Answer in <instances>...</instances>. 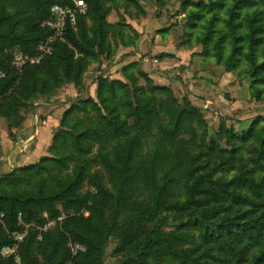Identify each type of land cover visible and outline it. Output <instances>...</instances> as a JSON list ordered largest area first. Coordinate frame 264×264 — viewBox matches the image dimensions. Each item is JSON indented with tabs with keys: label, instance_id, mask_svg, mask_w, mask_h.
<instances>
[{
	"label": "trees",
	"instance_id": "obj_1",
	"mask_svg": "<svg viewBox=\"0 0 264 264\" xmlns=\"http://www.w3.org/2000/svg\"><path fill=\"white\" fill-rule=\"evenodd\" d=\"M83 1L86 14L16 82L5 51L34 53L50 34L41 26L49 8L70 0H0V117L9 130L21 125L29 101L64 85L80 87L99 55L135 45L120 23L107 21L112 8L105 0ZM208 2L187 3L193 4L188 19L211 13L202 26L205 50L215 40L213 56L221 60L226 42L228 66L243 56L248 70L264 74V0ZM136 67H124L125 81L98 77L96 98L65 112L50 155L0 177V264H110V239L113 264H264V125L220 126L208 136L201 108L179 101ZM223 139L231 151L220 146ZM238 146H248V160L235 156ZM94 165L102 174L91 171ZM229 169L235 170L230 179L216 176ZM85 182L95 195L80 192ZM63 213L55 227L40 230ZM164 220L171 230L159 229ZM15 232L26 233L16 249L19 263L1 255L16 244ZM69 242L84 251L73 255Z\"/></svg>",
	"mask_w": 264,
	"mask_h": 264
},
{
	"label": "rangeland",
	"instance_id": "obj_2",
	"mask_svg": "<svg viewBox=\"0 0 264 264\" xmlns=\"http://www.w3.org/2000/svg\"><path fill=\"white\" fill-rule=\"evenodd\" d=\"M73 1L75 0H70V5ZM189 2L209 3L208 0H166L164 6L158 7L156 0H105L104 3L112 8L108 17L110 19H116L114 22H118L122 25L121 27L124 30L125 36H132V38L135 39L134 47L136 50L140 49L141 46V42L139 41L141 35L134 28L136 20L147 18L148 15L153 18H160L164 15L166 22H164L165 19L162 20L161 31H167L170 35H175L177 44L184 47L187 46L196 51L202 62L201 70L198 72L192 70L190 73L188 72V76H186L187 74L183 71H179L174 73V76L172 77L173 83L163 85L160 81L154 78L158 73H163L158 55L151 53V51L138 50V55L131 61L128 58L130 55L123 53V48L125 47L121 45L114 52L108 53L105 51L104 54L102 53L99 55L98 60L89 65L80 87L64 85L63 87L50 92V94L48 93V95L39 96L37 99L29 101L27 108L22 109L20 112L21 116L24 117V120H22L23 122L18 127L9 130L7 122H5L6 120L0 117V134H3L1 133L2 130H7L10 135L9 137L11 138H15L17 134L19 135L21 133V129L25 125L27 119L31 121L30 126L28 127L31 135L27 141L22 142L21 139H13L12 145L14 149H10V151L5 154L0 150V177L4 174L17 171L18 168L38 164L41 162L42 158L49 156V149L52 145L54 135L60 129V123L65 112L74 105H78L81 100H86L89 97L96 98L98 77L105 76L109 79L125 81L123 69L130 63H136L137 67L134 70L146 73L155 85L169 87L174 97L179 101L187 98L193 104L191 101L193 92L192 90H189L190 83L203 82V84H208V87L217 91V94H219L218 96L224 101H227L224 107L218 103H210L209 101H206L207 99L205 96L199 97V95L195 97L203 101L202 106L193 104L203 110V118H205L207 123L208 136H214L220 126L226 127L230 131H240L248 129L257 121L258 125H264V120H262L264 119V74H256L253 69L248 70V66L242 58L243 56H241L240 61L236 63L233 62V66H228L225 61L229 55L228 49L230 47L229 45L226 46V42H223L225 49H223V57L221 60H218L217 57L215 58L213 56V44L215 40H212L206 45V51L202 42L203 35L201 33L203 31L202 26L206 19L211 16V13L203 11L204 18L200 20L188 19L187 13L193 9V4H187ZM252 9H258V5H254ZM218 13L221 18L224 17V10L219 9ZM191 20L196 24L192 25L190 23ZM166 25L168 26L166 27ZM221 27L222 22L218 20L215 29L218 30ZM152 34H155V31ZM217 36L218 35L215 34V37ZM108 42L111 43L113 50L114 42L110 36L108 37ZM39 43L35 52L32 54L22 53L17 49L5 51L11 56L10 66L16 75V82L20 80L26 67L38 65L53 53V49L51 54L39 52ZM257 55H260V50H257ZM20 57L21 60L19 61ZM144 57L156 58L158 64H144L142 63ZM0 77H5V73L0 71ZM205 81H207V83H205ZM138 84L144 85L142 78H139ZM235 88L242 89L244 92L234 97V92L229 89ZM225 143L226 140L223 139L220 146L224 150L231 151L232 146L226 145ZM236 149V157L242 155L244 161L250 158L248 146H245L244 148L238 146ZM13 154H15V156L22 154L26 156V160L17 157L18 160L14 161L12 160ZM5 165H7L6 169L2 170ZM91 171H98L102 174L101 166L94 165L92 166ZM233 173H235V170L229 169L216 173V176L221 175L224 179H230L234 175ZM106 187L111 190L109 185H106ZM80 192L83 194L89 193L91 195L97 193L96 189L90 186L87 182L83 184ZM68 214L72 215L73 212L70 211ZM88 215L89 213L84 211V216ZM64 217L65 213H63L57 220L49 221L53 223L49 229L55 227L56 224L64 219ZM172 228L173 224L167 220H164L159 224V229L163 231L171 230ZM25 232H15L12 233L11 236L14 237V234H24L25 236ZM16 242L18 243V241ZM69 243L67 247H69ZM115 247L116 243L110 239L105 254V260L107 263H115L116 258L113 256ZM80 251H84V248ZM18 261L20 260L15 262L19 263Z\"/></svg>",
	"mask_w": 264,
	"mask_h": 264
},
{
	"label": "crops",
	"instance_id": "obj_3",
	"mask_svg": "<svg viewBox=\"0 0 264 264\" xmlns=\"http://www.w3.org/2000/svg\"><path fill=\"white\" fill-rule=\"evenodd\" d=\"M166 22L165 16H161L160 18H153L150 15L147 16V18L136 20L134 24L135 30L140 33V42L141 46L138 50L143 51H151V53L156 54L159 56L160 59V67L163 70V73H158L154 78L161 82L163 85L171 84L173 83V76L174 73H177L179 71H183L188 76V72L194 71L198 72L201 70L202 62L198 57V53L192 48L184 47L182 45H179L176 43L175 35H170V33L161 31L162 29V20ZM108 22L113 23L116 19H110L107 18ZM168 25H166L167 27ZM155 31V34H152ZM150 34V35H147ZM150 39V40H149ZM124 54H129L128 57L131 61L136 58L135 56L138 55V50L134 46H128L123 48ZM180 68V69H179ZM159 75V76H158ZM199 75V74H198ZM207 83V81H205ZM190 89L193 92V97H191V101L193 104L202 106L203 101L196 98L195 96L203 97L207 99L206 101H209L210 103H218L221 106H225V103L227 101H224L223 99L218 96L217 91H214V89H211L208 87V84H203V82L198 83H190ZM234 92L233 96H237L240 93L244 92L242 89H229ZM202 94V95H201ZM232 96V98H233ZM31 121L29 119L26 120L25 125L21 129V133L15 137L11 138L8 134L7 130H2L0 134V146H1V152L5 154L6 152L10 151V149H14L12 140H18L21 139V141H27L31 135V132L29 130ZM25 129V131H24ZM27 129V130H26ZM12 160H18L25 159L26 156L22 154H18L15 156V154L12 155ZM28 156V155H27ZM18 157V158H17ZM2 165V164H1ZM3 167V166H2ZM7 165L4 166L2 170H5Z\"/></svg>",
	"mask_w": 264,
	"mask_h": 264
},
{
	"label": "built area",
	"instance_id": "obj_4",
	"mask_svg": "<svg viewBox=\"0 0 264 264\" xmlns=\"http://www.w3.org/2000/svg\"><path fill=\"white\" fill-rule=\"evenodd\" d=\"M49 16L48 18L42 23V26L50 31L49 36H47L46 39L42 40L39 43L38 50L39 52H42L44 54H51L53 45L59 41L62 40L66 32V29L68 27H74L76 23V19L78 16H83L87 12V5L83 0H75L72 2L71 5H60V4H53L49 8ZM21 60V57L19 61ZM142 63L144 64H158V60L156 58H148L144 57L142 60ZM44 216L46 214L44 213ZM52 222H47L43 228H41V231L48 230ZM24 237L23 235L14 234L15 241H18L20 243ZM40 238V237H39ZM18 243L13 247H6L3 248L1 251L2 256H8V255H15L16 261L19 260V257L16 256V249L18 246ZM69 248L72 251L73 255H75L77 252H80L81 249H83L78 244H72L69 243Z\"/></svg>",
	"mask_w": 264,
	"mask_h": 264
}]
</instances>
